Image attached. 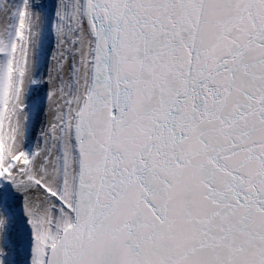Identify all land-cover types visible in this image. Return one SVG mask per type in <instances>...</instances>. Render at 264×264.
Instances as JSON below:
<instances>
[{
    "label": "snow or ice",
    "instance_id": "1",
    "mask_svg": "<svg viewBox=\"0 0 264 264\" xmlns=\"http://www.w3.org/2000/svg\"><path fill=\"white\" fill-rule=\"evenodd\" d=\"M0 264H264V0H0Z\"/></svg>",
    "mask_w": 264,
    "mask_h": 264
}]
</instances>
